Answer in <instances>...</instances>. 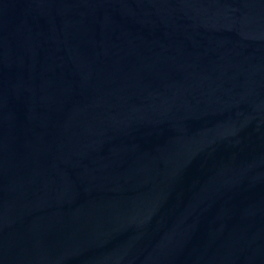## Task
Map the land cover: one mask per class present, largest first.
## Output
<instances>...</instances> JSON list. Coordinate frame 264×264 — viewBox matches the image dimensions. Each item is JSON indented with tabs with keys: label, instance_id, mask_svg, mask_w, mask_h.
<instances>
[{
	"label": "water",
	"instance_id": "95a60500",
	"mask_svg": "<svg viewBox=\"0 0 264 264\" xmlns=\"http://www.w3.org/2000/svg\"><path fill=\"white\" fill-rule=\"evenodd\" d=\"M0 264H264V0H0Z\"/></svg>",
	"mask_w": 264,
	"mask_h": 264
}]
</instances>
